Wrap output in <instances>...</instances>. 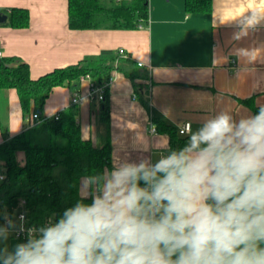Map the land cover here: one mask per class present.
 Segmentation results:
<instances>
[{"label":"crops","instance_id":"obj_1","mask_svg":"<svg viewBox=\"0 0 264 264\" xmlns=\"http://www.w3.org/2000/svg\"><path fill=\"white\" fill-rule=\"evenodd\" d=\"M13 8L28 10V27L9 25ZM1 14L7 21L0 23V52L27 63L34 80L104 51H125L130 62L124 69L140 77L112 73L109 127L101 103L89 98L90 80L55 88L42 113L53 118L73 106L78 93L81 135L98 148L109 138L112 168L125 160L155 163L171 151L168 134L150 132L156 119L176 131L190 124L194 131L222 111L237 121L254 115L246 100L264 105V0H213L211 12L194 14L187 13L185 0H149V23L138 30H72L68 0H0ZM1 110L10 138L36 123L34 105L25 119L14 89L4 92ZM24 160L18 153L22 165ZM17 243L9 236L10 248Z\"/></svg>","mask_w":264,"mask_h":264},{"label":"clouds","instance_id":"obj_2","mask_svg":"<svg viewBox=\"0 0 264 264\" xmlns=\"http://www.w3.org/2000/svg\"><path fill=\"white\" fill-rule=\"evenodd\" d=\"M180 134L186 145L155 163L84 176L80 201L11 248L25 228L5 215L0 264H264V105Z\"/></svg>","mask_w":264,"mask_h":264},{"label":"trees","instance_id":"obj_3","mask_svg":"<svg viewBox=\"0 0 264 264\" xmlns=\"http://www.w3.org/2000/svg\"><path fill=\"white\" fill-rule=\"evenodd\" d=\"M212 7L213 0H185L189 14L208 13ZM68 18L72 30H138L149 23V0H68ZM29 20L26 9L13 8L9 12L8 23L13 28H26ZM128 62L130 58L104 51L34 80L27 63L18 58H0V130L4 137L0 145V162L5 175L0 182V224L5 223V215L12 219L22 201L30 224L41 227L46 220L56 222L65 209L81 200L84 176L112 169L109 138L101 148L83 139L77 105L60 113L58 120L46 118L42 113L55 88L78 86L81 78L87 75L95 86L110 81L115 70L124 71L135 81L140 76L136 70L128 72L124 69ZM10 89L16 90L25 119L29 118L32 104L39 116L34 126L13 138L9 137L8 119L1 110L3 94ZM244 103L254 115L258 112L259 108L251 100ZM101 106L102 121L109 127V90L105 91ZM154 125L158 133L169 135L171 151L186 145L189 137L180 135L179 131L158 119L154 120ZM18 153L25 156L23 165L18 161ZM83 202L90 204L91 198Z\"/></svg>","mask_w":264,"mask_h":264},{"label":"built area","instance_id":"obj_4","mask_svg":"<svg viewBox=\"0 0 264 264\" xmlns=\"http://www.w3.org/2000/svg\"><path fill=\"white\" fill-rule=\"evenodd\" d=\"M118 55L120 56H127V54L125 53V51L123 49H120L117 52ZM3 57L2 53L0 52V58ZM85 80H90L91 85H90V94H89V98L93 99V100H97L99 103L103 102L105 100V91L110 90L111 88V84L113 82V78H111L110 81H108L106 84L102 85V86H95L94 83L92 82V79L89 75L82 77L81 78V82L85 81ZM82 102V98L79 96L78 93H75V96L73 98V104L74 105H78ZM53 118H55L56 120H58L60 118V114H56ZM32 120L34 122H37L39 120V116L37 113H35L32 116ZM187 125V124H186ZM181 130V128H180ZM180 130H179V134H180ZM150 132L151 134H157V130L156 127L154 126V124H151V128H150ZM181 135V134H180ZM186 135V134H185ZM184 136V135H182ZM5 179V175L4 174H0V182L3 181ZM24 202L22 201L20 203V208H24ZM22 218V219H21ZM18 220L19 223L21 224V222H23V226L25 228L24 232H21L18 230V228L16 230L13 231V233H15L14 235L21 240H26V230L30 227H33L34 225L29 223V220L25 214V212L21 213L18 215ZM49 222H53L54 221L52 219L50 220H46L44 223V226L48 225ZM36 227V226H35Z\"/></svg>","mask_w":264,"mask_h":264},{"label":"rangeland","instance_id":"obj_5","mask_svg":"<svg viewBox=\"0 0 264 264\" xmlns=\"http://www.w3.org/2000/svg\"><path fill=\"white\" fill-rule=\"evenodd\" d=\"M56 175H58V171L56 172ZM23 212H24V209H23V208H19V209H18L17 211H15V212L13 213V215H12V220L15 221V223L17 224V226L20 225L19 220H18V215L21 214V213H23ZM17 228H18V227H17ZM14 234H15V233L12 232V234H11L10 236H11L14 240H18V243H20L21 240L18 239Z\"/></svg>","mask_w":264,"mask_h":264},{"label":"water","instance_id":"obj_6","mask_svg":"<svg viewBox=\"0 0 264 264\" xmlns=\"http://www.w3.org/2000/svg\"><path fill=\"white\" fill-rule=\"evenodd\" d=\"M6 21H7V16L1 14V15H0V23H4V22H6Z\"/></svg>","mask_w":264,"mask_h":264}]
</instances>
